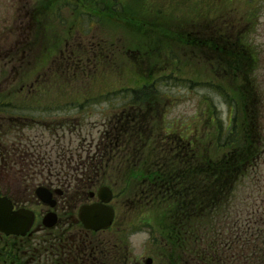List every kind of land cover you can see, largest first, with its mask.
Returning <instances> with one entry per match:
<instances>
[{
  "label": "rangeland",
  "instance_id": "rangeland-1",
  "mask_svg": "<svg viewBox=\"0 0 264 264\" xmlns=\"http://www.w3.org/2000/svg\"><path fill=\"white\" fill-rule=\"evenodd\" d=\"M56 2L60 4L57 11ZM107 2L103 9L99 3L92 10L86 8L91 0H0V103L8 101L0 110V144H26L22 151L39 152L45 162V168H29L23 162L15 166L16 171L22 169L29 175L31 180H22L24 183L51 184L48 176L55 181L58 169H62L61 175L71 176L65 169L71 164L81 165V176H85L88 160L95 159L100 166L96 175L102 171L107 176L103 181L127 191L118 199L119 223L137 227L133 234L109 233L105 240H110L113 250L125 246L128 264H191L192 259H199L193 257L196 253L206 261L224 258L235 264V251H231L235 248L239 264H264V207L259 205L264 201V144L258 146L234 190L220 197V206L202 210L190 221L192 234L182 245L171 247L163 236L162 218L153 217L152 212L135 218V211H130L148 209L146 201L129 197L136 185L152 181L151 176L137 177L130 167L128 146L120 150V157L111 148H101L108 142L97 143L100 131L106 128L124 129L128 135L130 129L131 133L141 131L145 125L148 139L140 153L149 156L144 164L150 167L157 166L158 155L173 160L176 150L183 157L200 160L211 149L207 156L216 158L224 155L222 148L215 147L220 122L225 126L233 122L234 103L239 104V124L243 122L245 105H251L246 102L248 91L259 102L258 107L257 103L252 106L259 116L251 131L257 135L260 127L262 134L264 0H115L119 8ZM111 8L116 10L109 12ZM102 12L115 18L104 22L93 17ZM79 16L83 22L75 21ZM138 27L151 29L156 37L144 38ZM194 36L219 48H238L248 63L247 71L236 73L234 59L221 57L213 64L214 51L207 48L201 53L205 46L199 49L193 42L183 45L175 41L177 37L194 41ZM52 46H57L54 53ZM152 73L165 80L133 102L131 88ZM150 112L156 113L158 121L153 127V121L148 120L147 125ZM249 123L246 118V125ZM2 153L0 168L6 163ZM102 154L104 164L100 163ZM44 169L45 174L40 175ZM161 169L160 165L158 173ZM4 175L0 173V178ZM94 176L91 173L87 185L79 183V189L101 186ZM200 177L204 175L196 183L206 190ZM81 200L84 198H79V205ZM230 235L234 243L228 241ZM41 238L55 236L45 232ZM226 248L230 250L225 255ZM147 257H153V262L146 263Z\"/></svg>",
  "mask_w": 264,
  "mask_h": 264
},
{
  "label": "flooded vegetation",
  "instance_id": "flooded-vegetation-1",
  "mask_svg": "<svg viewBox=\"0 0 264 264\" xmlns=\"http://www.w3.org/2000/svg\"><path fill=\"white\" fill-rule=\"evenodd\" d=\"M201 38L200 42L204 45ZM234 60L237 62L238 56ZM3 102L0 103V110L7 106ZM2 132L0 130V133ZM9 133L13 134V131ZM25 146L26 144L11 143L9 146L0 144L2 156L6 158L5 165L0 168V173L5 174L0 178L2 184L0 196H7L16 210L23 208L33 212L28 213L31 214V218L25 233L5 234L0 231V264H110V261L111 264H125L122 251L113 250L109 244L110 240H105L109 233L117 234L119 226L115 224L116 229L112 231L110 229L95 231L87 229L79 220V198H84L81 200L82 203L97 200L96 197L91 198L93 191L89 188V191L80 190L78 185L79 183L87 185L89 180L92 181L91 173L95 175L94 178L97 176L96 168L100 166L96 165V160L93 158L88 160L89 165L83 173L85 176H81L79 169L81 165L71 164L69 168H65L72 173L71 176L61 175L62 169H58L55 181L48 176L51 184H47V181L24 183L22 180L31 178L22 169L16 171L17 164L25 162L21 165L45 168L43 156L39 152L26 154L21 149ZM101 148L107 150L106 145ZM100 163L104 164V160H100ZM117 164L120 165L119 161ZM45 171L46 169L40 170V175L45 174ZM101 172L98 174V180L103 182ZM39 188H47L51 192L52 207L38 198ZM49 212H53L54 216L47 220L46 214ZM53 222L55 224L51 225L54 226H47V223ZM45 232L54 235L55 238H41Z\"/></svg>",
  "mask_w": 264,
  "mask_h": 264
},
{
  "label": "trees",
  "instance_id": "trees-1",
  "mask_svg": "<svg viewBox=\"0 0 264 264\" xmlns=\"http://www.w3.org/2000/svg\"><path fill=\"white\" fill-rule=\"evenodd\" d=\"M91 1L90 6L93 5L95 7V5L100 3L102 9L108 4L107 0ZM111 1L114 2L115 0ZM113 6L119 8L117 4ZM87 8H89L88 5ZM115 8H111L108 11L116 10ZM106 9H108V6ZM103 13L98 16L100 17L98 19L104 22L115 18L112 13ZM116 19L122 20V17H117ZM135 96L133 95L134 99L137 100L138 97ZM251 97H253L252 92L248 91L246 102L251 101V105L246 103L244 111L246 118H250L249 125H246V118L239 124V104L234 103L236 116L233 122L227 126L220 122V127L218 126L217 139L219 142L215 144V147L218 149L222 148L224 150L222 154L224 155H216V158L213 155L207 156V152H212L211 149L206 150V155L201 157L200 160L192 156L190 158L183 157L180 154L178 157L179 163L173 162L174 159H168L169 161L166 164L161 165L162 169L155 176V181L140 183L141 187L136 185L135 192L137 191L141 194L143 200L150 206L151 211L154 210L157 213L158 218L164 219L165 232L168 235L166 240L174 245H177V243L182 245L184 238L192 234L189 228L190 221L198 217L202 210L207 211L209 207H213L216 210L220 206V197L234 190V184L247 172L248 162L258 152V146H263L264 132L260 134V127L257 135H254L251 131L253 120L259 116L256 114L255 108L252 107L256 103L258 107L259 102ZM229 101L233 100L230 99ZM140 137L142 138L141 144H143L144 136H134L135 140L132 139V143L139 144ZM119 139L120 136L117 135L112 142L114 144H125V141L122 142ZM129 139L128 137L127 141ZM128 145H132L130 141ZM136 152L133 156L135 157L134 159L149 158V156H145V153L139 154L137 150ZM204 162H207V164L203 167ZM180 167L181 169H179ZM199 175H204L200 179L205 180L206 190H202L196 183ZM151 179L153 180V178ZM259 205L264 207V201L260 200ZM195 240L198 243L200 242V239L196 236ZM227 249L230 250L226 248L225 255ZM218 251L222 252L220 249ZM195 255L193 256L194 258L199 257V259L196 258L198 260L197 264H204L206 261L204 255L202 256L201 253H196Z\"/></svg>",
  "mask_w": 264,
  "mask_h": 264
},
{
  "label": "water",
  "instance_id": "water-1",
  "mask_svg": "<svg viewBox=\"0 0 264 264\" xmlns=\"http://www.w3.org/2000/svg\"><path fill=\"white\" fill-rule=\"evenodd\" d=\"M100 197L103 202H109L112 191L108 188L100 190ZM46 200V195L40 194ZM22 211L14 212L12 203L8 198L0 197V228L6 232H18L24 222ZM80 218L87 228L101 229L108 228L114 218V209L104 203L84 205L80 209ZM29 222V221H27Z\"/></svg>",
  "mask_w": 264,
  "mask_h": 264
}]
</instances>
